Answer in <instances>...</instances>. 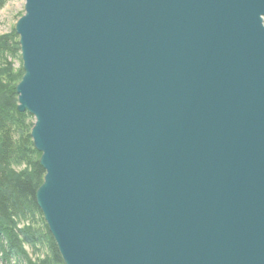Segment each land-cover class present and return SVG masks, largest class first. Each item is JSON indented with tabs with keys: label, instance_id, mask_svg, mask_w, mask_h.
<instances>
[{
	"label": "water",
	"instance_id": "obj_1",
	"mask_svg": "<svg viewBox=\"0 0 264 264\" xmlns=\"http://www.w3.org/2000/svg\"><path fill=\"white\" fill-rule=\"evenodd\" d=\"M15 30L65 264H264V0H25Z\"/></svg>",
	"mask_w": 264,
	"mask_h": 264
},
{
	"label": "trees",
	"instance_id": "obj_2",
	"mask_svg": "<svg viewBox=\"0 0 264 264\" xmlns=\"http://www.w3.org/2000/svg\"><path fill=\"white\" fill-rule=\"evenodd\" d=\"M9 1L0 0V8ZM21 65L15 68V62ZM24 75L19 36L0 34V262L3 264H65L36 202L44 182L31 130L34 117L20 112L16 87ZM21 221H28L19 225ZM24 244L40 255L29 257Z\"/></svg>",
	"mask_w": 264,
	"mask_h": 264
},
{
	"label": "rangeland",
	"instance_id": "obj_3",
	"mask_svg": "<svg viewBox=\"0 0 264 264\" xmlns=\"http://www.w3.org/2000/svg\"><path fill=\"white\" fill-rule=\"evenodd\" d=\"M24 13H25V0H12L9 1L4 7L0 8V34L10 33L13 29H15L18 19ZM20 65L21 62L17 60L14 66L15 68H18ZM24 223H28V221H21L19 222V225H23ZM24 248L27 250L29 257L32 258L33 260H36L37 256L40 255L41 253L39 249L35 251V249H33L27 244H24ZM0 264L3 263L0 262Z\"/></svg>",
	"mask_w": 264,
	"mask_h": 264
}]
</instances>
